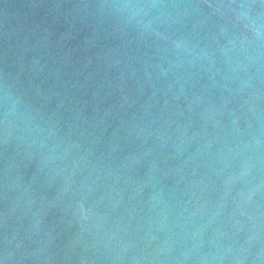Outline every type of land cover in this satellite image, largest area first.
Returning a JSON list of instances; mask_svg holds the SVG:
<instances>
[{"label": "water", "instance_id": "obj_1", "mask_svg": "<svg viewBox=\"0 0 264 264\" xmlns=\"http://www.w3.org/2000/svg\"><path fill=\"white\" fill-rule=\"evenodd\" d=\"M0 264H264V0H0Z\"/></svg>", "mask_w": 264, "mask_h": 264}]
</instances>
